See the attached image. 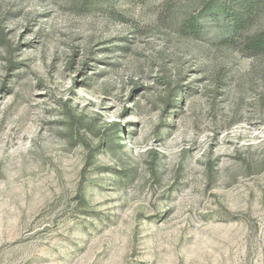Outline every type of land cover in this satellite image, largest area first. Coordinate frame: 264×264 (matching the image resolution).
Wrapping results in <instances>:
<instances>
[{
    "label": "rangeland",
    "instance_id": "374dc122",
    "mask_svg": "<svg viewBox=\"0 0 264 264\" xmlns=\"http://www.w3.org/2000/svg\"><path fill=\"white\" fill-rule=\"evenodd\" d=\"M205 1L0 0V264H264V0Z\"/></svg>",
    "mask_w": 264,
    "mask_h": 264
},
{
    "label": "trees",
    "instance_id": "16d2710c",
    "mask_svg": "<svg viewBox=\"0 0 264 264\" xmlns=\"http://www.w3.org/2000/svg\"><path fill=\"white\" fill-rule=\"evenodd\" d=\"M261 4L262 0L205 1L198 15L187 16L183 19L180 29L186 36L199 37L203 29L201 18L215 14L225 17L233 36H240L241 31L254 25V16L263 7ZM243 43L252 55L263 54L264 27L252 32Z\"/></svg>",
    "mask_w": 264,
    "mask_h": 264
}]
</instances>
